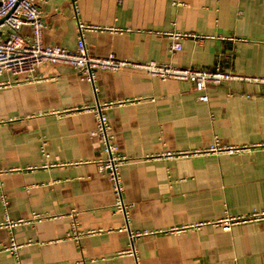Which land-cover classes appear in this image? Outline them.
<instances>
[{
	"label": "crops",
	"instance_id": "crops-1",
	"mask_svg": "<svg viewBox=\"0 0 264 264\" xmlns=\"http://www.w3.org/2000/svg\"><path fill=\"white\" fill-rule=\"evenodd\" d=\"M43 42L75 50L78 22L119 29L88 31L93 55L220 67L264 76V0H34ZM199 37L172 40L156 31ZM20 32L30 36V27ZM35 82L0 88V264H264V219L217 221L264 204V87L248 81L208 85L162 80L133 68L99 70L95 82L66 64L44 63ZM10 76L6 73L0 80ZM106 109L120 152L127 216L115 208L98 169L104 145L97 117ZM215 143L241 152L160 156ZM41 217L40 220L33 215ZM74 225L79 237L73 234ZM71 233V235H70ZM13 237L17 253L4 247Z\"/></svg>",
	"mask_w": 264,
	"mask_h": 264
},
{
	"label": "built area",
	"instance_id": "built-area-1",
	"mask_svg": "<svg viewBox=\"0 0 264 264\" xmlns=\"http://www.w3.org/2000/svg\"><path fill=\"white\" fill-rule=\"evenodd\" d=\"M24 25L30 27L31 34L28 37L20 32L21 27ZM44 28L42 12L34 4V0H0V76L4 73L10 76L6 80H0V88L20 84L21 82L38 81L40 78L37 75V70L44 63L70 65L80 71L83 77L92 83L95 82L96 72L99 70L119 71L123 68L139 69L150 76L158 77L162 80H185L193 83L198 91L203 92L198 96L201 101L209 100V96L205 91L210 84L217 85L225 81H248L258 83L264 87V76L242 75L224 71L220 67L214 69L194 66L180 67L172 63H161L156 60L132 61L119 58L114 54L98 56L89 52L85 40L86 32L92 30L116 31L119 29L90 25L79 21L77 48L70 50L57 45L45 44L43 42ZM156 34L167 36L172 40V51L182 50L183 39L199 37L195 33L178 29L156 31ZM111 105L112 102L98 103L95 106H86L84 110L93 112L96 115V133L104 145V157L97 161L98 169L101 173L106 174L112 182L116 196V210L128 217V205L123 199L124 183L121 167L129 160V157L120 152L108 115L105 112ZM246 149H249V147L222 146L219 143H215L205 149L167 151L160 156L176 157L222 151L235 153ZM33 218L41 219L35 214ZM262 219H264V204L261 208H253L246 215L232 216L226 213L217 221V224L222 225L223 230L229 231L237 223ZM23 222H28V219L12 220L6 216L5 222L0 224V226L11 230ZM76 229L77 226L74 225L73 234L75 238H78L79 234ZM129 233L131 244L125 253L134 256L136 264H141L134 241L137 237L151 234L153 231L130 230ZM18 247L14 238L11 237L9 244L4 247V250L15 254Z\"/></svg>",
	"mask_w": 264,
	"mask_h": 264
}]
</instances>
